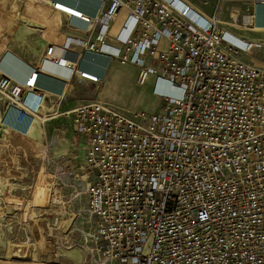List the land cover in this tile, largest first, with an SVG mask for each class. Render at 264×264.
Segmentation results:
<instances>
[{"label": "built area", "instance_id": "2783aa9c", "mask_svg": "<svg viewBox=\"0 0 264 264\" xmlns=\"http://www.w3.org/2000/svg\"><path fill=\"white\" fill-rule=\"evenodd\" d=\"M240 1L225 21L189 0H50L63 22L48 60L68 75L44 76L61 90L38 62L22 82L0 73L23 115L57 110L74 78L98 88L114 60L154 78L155 111L89 99L60 113L81 140L89 264H264V40L245 35L264 0Z\"/></svg>", "mask_w": 264, "mask_h": 264}, {"label": "rangeland", "instance_id": "374dc122", "mask_svg": "<svg viewBox=\"0 0 264 264\" xmlns=\"http://www.w3.org/2000/svg\"><path fill=\"white\" fill-rule=\"evenodd\" d=\"M195 2L211 13L217 9L220 19L225 21L229 20L230 13H241L245 8L240 0ZM22 4V0H0V73L12 77L18 75L14 78L21 82L27 79L26 74L15 62L9 63L4 59L7 50L12 59L18 57L34 66L40 59L39 55L48 52L47 47L59 46L57 37H60L59 32L54 30L43 38L40 36L42 29L38 28L25 35V39L17 38L11 20ZM122 18L123 15H120L118 20ZM58 21L60 26L63 17L60 16ZM253 30L261 31L264 28L255 27ZM245 35H256L258 40H264L260 34L245 32ZM11 54H16V58ZM135 70L130 64H120L114 60L108 66L107 81L98 88L91 84L73 82L70 95L62 100L57 110L43 103L28 118L29 128L23 131L22 127H13L12 124L11 136L19 142L21 148L17 151L11 171L0 161V264H89L86 251L77 245L87 224L86 216L83 215L85 184L81 179L82 173L78 171L81 140L73 130L70 117L60 113L84 99H100L126 113L155 111L160 99L155 94L157 87H154V78L150 76L144 84L139 85L131 78ZM4 109L5 102L0 97V114L4 115ZM48 110L52 117L47 118ZM11 122L10 118L6 123L11 126ZM20 131L25 138L20 136ZM4 179L13 184L9 193L6 192ZM52 186L55 192L51 191ZM28 209L35 213L33 217L28 214ZM22 241H26L27 249H30L25 255L27 258L8 259L7 248Z\"/></svg>", "mask_w": 264, "mask_h": 264}, {"label": "bare ground", "instance_id": "6f19581e", "mask_svg": "<svg viewBox=\"0 0 264 264\" xmlns=\"http://www.w3.org/2000/svg\"><path fill=\"white\" fill-rule=\"evenodd\" d=\"M22 1L24 3V4H22V7L19 8L16 11V13L13 14V20H11V21H13V24L11 23L12 25L11 24H8L7 25V26H10L11 25V26H13V28H15V32H16L17 38L23 39L25 35L31 34L36 29L38 30V28H41L42 29L41 30V32H42L41 34L42 35H40V36H42L43 38L46 37L47 35L51 34V31L57 30L59 32V28H60V26L62 24V21L60 22V26H59V21L58 20H59V17L61 15L59 16V13H56L52 9V7H50V5L48 6V3H50V0H22ZM69 12H71V11H69ZM9 17H11V16H9ZM12 31H10V32L12 33ZM252 31H255V30H252ZM52 33H54V32H52ZM59 34H60V32H59ZM59 50H60V48L58 49L57 46L50 45L49 47H47V51H48L47 53H45L43 55L42 53L44 52V50L42 51V53H41L42 55H39L40 56V59L38 61V65L36 67L37 70H38V72H41L43 75H45V73H44L45 68L43 69V67L40 65V63L43 60L50 62L48 60V58H49L48 55L49 54H52V53H55V52H58ZM11 55L12 56H15L16 54L15 55L11 54ZM16 56H15V58H16ZM4 59H6L9 63L10 62H12V63L15 62L18 66H20L24 70V73L26 74L27 79L29 78L32 69H34V66L33 65H31L29 62L27 63V62L23 61L21 58H18L17 57L16 60L12 59L10 57V51H8V50L6 52V57ZM46 74H48V73H46ZM65 91H66V89H65ZM22 107H23L22 110H26V112H28V108L26 106H22ZM31 113H32V115L34 114L33 111ZM32 115H30L28 113H25L23 115V113L20 110H18L16 108L9 107V106L8 107H5V109H4V115L0 114V126H1V128H0V161L2 162V164L4 166L7 167L8 171H11L13 169L12 166L14 165L13 162L16 161L17 151H18V149L21 148V146H19V142L16 141V140H14L12 138V136H11V133H12V124H13V127H16L17 125H18L19 128L22 127V129L24 131L26 128H29L30 124H29V119L28 118L31 117ZM10 118H11V121H12L11 122V126H9L6 123L7 120L10 119ZM41 120H42V118H41ZM43 120H45V118H43ZM22 122H24L25 125ZM19 128H17L18 131H19ZM19 133H20V136L21 137H24L23 136L24 133L22 131H20ZM1 167H2V165H1ZM4 180H5V184L7 186L6 192L9 193L10 188H12V185L13 184H10L8 182V180L6 181V179H4ZM1 181H2V179H1ZM4 189L5 188H3V190ZM54 190H55V188L53 189V186H52L51 187V191L53 192ZM13 199H14V197H13ZM13 199H10V200H13ZM24 205H27V203H25ZM32 208H34V207H32ZM31 210L32 209H28V211H29L28 214L30 215V217H33V215L35 213L33 211H31ZM33 223H34V218H33ZM35 231H37V230H35ZM18 242L11 244L7 248V256H8V259H17V260L18 259H21L22 260V259H26L27 258L25 255H26V253L30 252V249L29 248L27 249V243H26V241L25 242L22 241L20 243H18ZM17 264H22V263L21 262H17Z\"/></svg>", "mask_w": 264, "mask_h": 264}, {"label": "crops", "instance_id": "0c3cea01", "mask_svg": "<svg viewBox=\"0 0 264 264\" xmlns=\"http://www.w3.org/2000/svg\"><path fill=\"white\" fill-rule=\"evenodd\" d=\"M64 1H66V2H68V3H70V4H74V3H76V0H64ZM83 1L85 2L86 0H81V2L79 3V5H80V7L84 10V11H86V12H90V13H92L93 11H94V9H93V7H87L84 3H83ZM191 3H193L196 7H199L200 9H202L204 12H206V13H210V12H208V11H206L205 9H203L202 7H200V5L199 4H197L196 2H195V0H189ZM254 12H255V24H256V27L257 28H264V6L263 5H257V6H255V8H254ZM119 20L117 21V22H115L114 24H112L111 25V28H110V30H109V36L110 37H112L113 35H114V33L117 31V29H118V26H119ZM73 23H75V24H77V25H81L80 24V22H73ZM67 30V29H66ZM65 29H64V32H67ZM68 32H70V31H68ZM251 34H260V35H262V37L264 38V30H255L254 32H251ZM255 36L256 35H254V36H252L251 35V37H253V38H255ZM58 38V41H59V43H60V41H61V35H60V37L58 36L57 37ZM107 43L108 44H110V45H112L113 44V42L111 41V40H107ZM57 48L59 49V46H57ZM96 60H97V62L98 63H101V61H102V59L101 58H95ZM111 63H113V61L111 62ZM110 63V64H111ZM40 65L43 67V69L45 68V71L44 72H48V74L49 73H51L52 75H57V76H61V77H66L67 75H68V72H67V70H65V69H63V68H61V67H59V66H56L55 64H53V63H51V62H48V61H45V60H43L41 63H40ZM134 69H136V67H134V66H132ZM41 68V67H40ZM137 70V69H136ZM136 70H135V72L133 71L132 73H131V78L132 79H135V76H136ZM107 78H108V72H107V76H106V80H105V82L107 81ZM74 82H76V79L74 78ZM104 82V83H105ZM39 83L41 84V86L42 87H44V88H51V89H53V90H56V91H60L61 90V87H62V83L61 82H59V81H57V80H55V79H52V78H50V77H47V76H40V81H39ZM72 89V84H68L67 86H66V91H65V98L66 97H68L70 94H69V92H70V90ZM64 98V99H65ZM87 100H89V99H84V100H81L80 102H78V103H76L75 105H77V104H79V103H81V102H86ZM75 105H73V106H75ZM72 106V107H73ZM71 107V108H72ZM70 109V108H69ZM66 110H68V109H66ZM21 117V116H20ZM19 117V118H20ZM21 119V118H20ZM22 123H24V122H22ZM24 125H25V123H24Z\"/></svg>", "mask_w": 264, "mask_h": 264}]
</instances>
